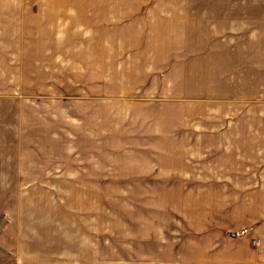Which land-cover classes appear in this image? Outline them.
Instances as JSON below:
<instances>
[{
  "label": "crops",
  "instance_id": "crops-1",
  "mask_svg": "<svg viewBox=\"0 0 264 264\" xmlns=\"http://www.w3.org/2000/svg\"><path fill=\"white\" fill-rule=\"evenodd\" d=\"M194 24L203 58L247 53L264 104V0H0V264H264V198L247 230H195L107 192L176 183L178 129L140 110L188 101ZM249 135L264 185V123Z\"/></svg>",
  "mask_w": 264,
  "mask_h": 264
},
{
  "label": "rangeland",
  "instance_id": "rangeland-1",
  "mask_svg": "<svg viewBox=\"0 0 264 264\" xmlns=\"http://www.w3.org/2000/svg\"><path fill=\"white\" fill-rule=\"evenodd\" d=\"M200 28L194 24L188 101L158 103L140 110L159 112L161 127L178 129L176 161L181 173L176 183L114 184L107 185V192L112 191L114 209L138 208L140 216L143 208L146 225L152 222V210L156 215L158 208H170L176 209L178 223L187 222L195 230L207 224L222 230H247L250 209L264 198V185L252 181L256 178L249 161V131L264 123L258 119L264 104L254 103L247 53L242 51L235 59L241 65L239 71H228V61L222 55L203 58ZM241 32H245L246 41L247 27L242 25ZM128 105L117 103L114 107ZM257 242L252 240V245Z\"/></svg>",
  "mask_w": 264,
  "mask_h": 264
}]
</instances>
